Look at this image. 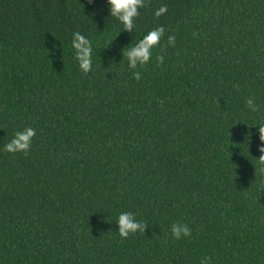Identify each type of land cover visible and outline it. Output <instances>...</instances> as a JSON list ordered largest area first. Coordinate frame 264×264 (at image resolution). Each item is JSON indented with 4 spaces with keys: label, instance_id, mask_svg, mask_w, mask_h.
<instances>
[{
    "label": "trees",
    "instance_id": "16d2710c",
    "mask_svg": "<svg viewBox=\"0 0 264 264\" xmlns=\"http://www.w3.org/2000/svg\"><path fill=\"white\" fill-rule=\"evenodd\" d=\"M259 125L264 0H144L132 33L105 0H0V264H264ZM25 127L27 154L4 151ZM123 211L145 230L122 239Z\"/></svg>",
    "mask_w": 264,
    "mask_h": 264
},
{
    "label": "clouds",
    "instance_id": "9594fccd",
    "mask_svg": "<svg viewBox=\"0 0 264 264\" xmlns=\"http://www.w3.org/2000/svg\"><path fill=\"white\" fill-rule=\"evenodd\" d=\"M91 2V0H89ZM109 16L114 17L125 32L132 33L135 31L136 18L139 16V9L144 7V0H105ZM167 11L166 7H160L154 15L159 17ZM165 35L163 26L153 28L144 34L137 43L128 48L123 55L127 59V68L135 70L138 67H143L152 59L153 49L160 44L161 39ZM169 46H174L175 37L173 35L167 36ZM72 47L76 50V57L80 61V67L84 72L91 69V60L89 57L90 46L84 35L79 32L72 34ZM157 66L163 64L164 56L157 55L155 57ZM133 79L139 80L141 73L139 71H132ZM246 105L252 111L256 110V104L252 97L246 100ZM259 132L261 143L257 146V150L261 153L258 160L264 165V125L256 126ZM36 130L32 127H25L13 134L12 139L4 145V151L9 153L22 152L27 154L31 147L32 138L35 136ZM145 225L138 220L134 213L129 211L120 212L116 219V231L119 236L127 238L130 234L137 231H144ZM170 232L174 239L179 240L190 234V229L183 223H173L170 226ZM200 264H208V258L205 257L200 261Z\"/></svg>",
    "mask_w": 264,
    "mask_h": 264
}]
</instances>
